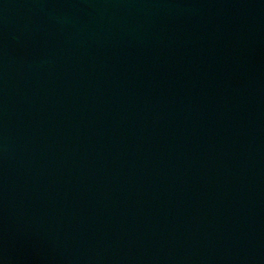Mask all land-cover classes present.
Wrapping results in <instances>:
<instances>
[{
    "label": "water",
    "instance_id": "95a60500",
    "mask_svg": "<svg viewBox=\"0 0 264 264\" xmlns=\"http://www.w3.org/2000/svg\"><path fill=\"white\" fill-rule=\"evenodd\" d=\"M0 264H264V0H0Z\"/></svg>",
    "mask_w": 264,
    "mask_h": 264
}]
</instances>
